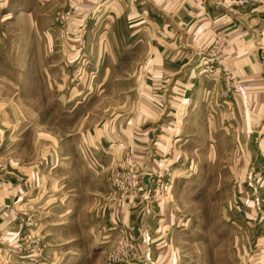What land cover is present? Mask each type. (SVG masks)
Segmentation results:
<instances>
[{"label": "crops", "instance_id": "0c3cea01", "mask_svg": "<svg viewBox=\"0 0 264 264\" xmlns=\"http://www.w3.org/2000/svg\"><path fill=\"white\" fill-rule=\"evenodd\" d=\"M75 11L77 16L100 19L101 43L88 49L100 54L97 66L104 69L106 81L118 79L116 70L127 69L124 80L118 82L136 86V94L129 114H116L64 141L52 136L47 141L36 140L33 166L2 173L0 264H26L6 251V245H18L21 234L22 225L15 222L12 209L34 204L41 211L59 202L80 207L79 196L89 198L92 218L119 235L126 232L147 264H179L173 237L180 219L176 220L165 202L157 207L147 204L151 188L160 181L157 158L167 166L184 160V150L197 147L200 128L212 135L220 125H227L242 137L235 175L244 180L249 174L260 177L254 168L263 162H258L259 151L264 152V0H253L250 5L240 0H80ZM14 13L11 0H0L1 20L11 19ZM222 38L226 46L216 54L218 69L204 72L199 68L201 58ZM62 52L67 55L66 65L71 66L80 51L72 40ZM224 70L249 85L247 112L237 96L220 103ZM5 100L9 99L0 101L2 116L10 108ZM127 156L133 158L145 187L141 207L122 201L109 180ZM76 163L85 167L82 174ZM245 203L249 214L255 215L252 201ZM45 239L40 251L50 260L57 264L75 261L70 247L66 252H49L48 245L74 246L79 238Z\"/></svg>", "mask_w": 264, "mask_h": 264}, {"label": "rangeland", "instance_id": "374dc122", "mask_svg": "<svg viewBox=\"0 0 264 264\" xmlns=\"http://www.w3.org/2000/svg\"><path fill=\"white\" fill-rule=\"evenodd\" d=\"M78 2L11 0L15 13L11 19H0V101L9 99L5 104L10 105L7 115H0V177L6 170L33 166L36 140L47 141L52 136L64 141L81 129L97 127L116 114L130 112L136 86L118 82L124 80L127 69L116 70L118 79L106 81L104 69L97 66L100 54L88 49L101 43L99 18L77 16L76 11L68 18L59 17L72 3L76 8ZM72 40L80 52L73 58L76 63L67 66V55L62 51ZM123 56L127 59L128 54ZM222 94L220 103L231 98ZM251 131L248 126L247 132ZM197 138V147L184 150V160L171 166L165 163L167 171L147 197L149 207L165 202L176 220L180 219L173 237L178 263L264 264V152L259 151L258 162H263L254 168L260 177L249 174L246 180L239 179L236 162L243 150L238 133L220 125L210 135L202 127ZM84 168L76 163L81 174ZM243 188L249 199L243 196ZM246 200L255 205V215L249 214ZM77 201L80 207L59 202L41 211L34 204L28 209H12L15 222L22 225L21 234L18 245H6V251L26 264H57L40 251L42 240L74 236L79 238L74 246L48 245L49 252H66L67 247L73 250L75 261L59 264H106L119 232L92 218L89 198L79 196ZM136 204L143 206L141 200ZM134 244L137 258L133 263L147 264Z\"/></svg>", "mask_w": 264, "mask_h": 264}, {"label": "built area", "instance_id": "2783aa9c", "mask_svg": "<svg viewBox=\"0 0 264 264\" xmlns=\"http://www.w3.org/2000/svg\"><path fill=\"white\" fill-rule=\"evenodd\" d=\"M75 1V0H74ZM253 0H240L243 5H250ZM75 12L74 3L70 5V9L66 14H62L59 17L64 19L69 17ZM226 40L224 38L217 39L212 48L207 49L201 58L199 68H203L204 72H213L218 68L219 61L216 58L218 51H223L225 48ZM224 76L222 80V93L226 97L237 96L241 99L245 112L248 111V84H242L238 82L230 74H227L224 70ZM158 167L162 169L158 176L162 177L167 171L165 161L163 159L157 160ZM110 183L113 189L117 192L119 198L122 201L129 203H136L138 200H142L145 193V187L142 183L141 173L137 170L133 158L127 156L118 168L110 176ZM241 212L240 207L236 208ZM137 258L134 241L129 237L126 232H123L118 236L113 248L109 251L106 264H134L133 262Z\"/></svg>", "mask_w": 264, "mask_h": 264}]
</instances>
